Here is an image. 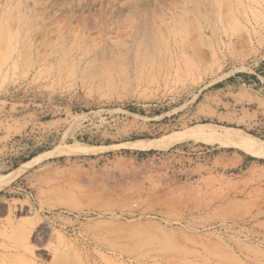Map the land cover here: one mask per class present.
<instances>
[{"label": "rangeland", "instance_id": "obj_1", "mask_svg": "<svg viewBox=\"0 0 264 264\" xmlns=\"http://www.w3.org/2000/svg\"><path fill=\"white\" fill-rule=\"evenodd\" d=\"M30 1L0 0V264H264V0Z\"/></svg>", "mask_w": 264, "mask_h": 264}, {"label": "bare ground", "instance_id": "obj_2", "mask_svg": "<svg viewBox=\"0 0 264 264\" xmlns=\"http://www.w3.org/2000/svg\"><path fill=\"white\" fill-rule=\"evenodd\" d=\"M5 1H7V0H5ZM38 3L46 4L47 2L44 0H31L30 1L31 5H35ZM5 24H6V22L2 26H4ZM169 143H170L169 140L166 141V140H161V139L160 140L141 139V140H136V141L130 142V145L134 146L136 148L150 149V148H156L159 146H165V145H168ZM236 143H237L238 147L242 148L243 150L247 151L248 153H250L252 155L264 157V141H262V140H259L257 138H253L249 135L241 134L240 136H238ZM15 174H17V172ZM5 177H7V175ZM5 177H3V178H5ZM3 178H1L2 181H0V188L8 181V179H7V181L5 182L6 179H3Z\"/></svg>", "mask_w": 264, "mask_h": 264}]
</instances>
